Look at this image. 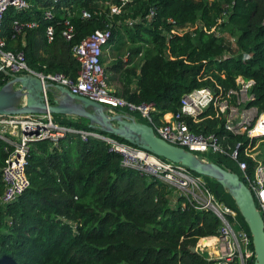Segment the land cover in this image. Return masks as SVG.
<instances>
[{"label": "trees", "instance_id": "obj_1", "mask_svg": "<svg viewBox=\"0 0 264 264\" xmlns=\"http://www.w3.org/2000/svg\"><path fill=\"white\" fill-rule=\"evenodd\" d=\"M115 3L130 11L111 14L110 7L103 10L101 0H34L30 8L10 7L3 20L7 47L24 49L28 64L35 70L62 71L75 80L80 63L72 52L73 43L105 27L112 29V42L122 28L132 45L127 61L118 58L110 66L125 75L122 89L113 93L134 103L154 101L155 123H160L166 112H177L182 96L190 89L217 83L229 88L236 85L240 74L255 78L252 103L264 110V0ZM47 7L53 9L52 18L44 14ZM83 9L91 16H83ZM224 10L228 14L219 23ZM17 18L36 19L39 25L25 27L22 35L13 37ZM67 18L75 28L72 39L62 33ZM49 24L55 29L51 41L46 33ZM187 24L194 26L182 32L174 30ZM217 31L235 36V45ZM136 56H141L140 61H134ZM9 78V73L0 70V86ZM207 113L199 122L189 120L191 126L215 132L225 147H234L246 138L228 130L221 116ZM60 122L127 141L91 126L84 116L62 114ZM6 144L0 138V197L5 188L2 167L8 155ZM216 154L213 161L243 177L233 158ZM240 158L248 160V172L253 176L255 161L243 150ZM26 172L29 186L13 201L0 204V264H241L237 255L211 258L199 249L192 250L201 237L220 234L218 214L197 207L183 194L172 203L175 185L123 165L122 154L105 138H83L80 132L68 131L57 140H31ZM206 176L212 191L238 210L239 226L249 232L254 249L251 229L235 198L217 178Z\"/></svg>", "mask_w": 264, "mask_h": 264}, {"label": "built area", "instance_id": "obj_2", "mask_svg": "<svg viewBox=\"0 0 264 264\" xmlns=\"http://www.w3.org/2000/svg\"><path fill=\"white\" fill-rule=\"evenodd\" d=\"M34 0H0V70H8L11 73H33L44 80L45 97L49 101L48 88L54 83H62L73 92L82 93L89 97L108 104L114 111L117 107H129V110H139L148 118V123L154 126L156 133L168 141L184 146L205 160V155L198 152L224 153L233 158L239 165L243 177L241 178L252 190L257 206L264 219V153L256 148V138L264 134V110L252 103L255 98L253 87L255 78L245 77L242 74L236 78V85L225 88L222 84L197 86L182 96L181 105L177 112H166L160 123H155L152 111L156 110L154 101L134 103L124 96L113 93L109 86L108 74L103 63L105 46L112 36L110 27L96 28L80 41L72 45V52L80 63L78 75L75 80L71 79L62 71H38L33 69L27 62L24 49L7 47V38L3 32V20L6 11L10 7L26 9L33 5ZM56 2L58 0H43ZM123 11V5L114 3L110 6L109 13L118 14ZM44 14L48 18L54 16L53 9L47 7ZM224 10L219 18V23L227 15ZM82 15L90 17L88 9L82 10ZM133 20L129 19V23ZM38 20L15 19L13 23V37L23 34L25 27H36ZM194 25L187 24L178 27V31L192 28ZM215 29V27H213ZM48 40L51 41L55 35L53 24H49L46 30ZM67 39H72L75 28L69 18L65 21L62 31ZM225 33V32H224ZM217 31L218 35L224 34ZM236 42V37L233 36ZM24 42V39H23ZM235 45V44H234ZM6 72V71H5ZM10 75V74H9ZM11 78V75H10ZM9 78V79H10ZM8 79V80H9ZM46 83L48 86H46ZM24 101L22 100L21 103ZM129 110H126L130 113ZM221 116L225 127L236 134L246 136L239 140L234 147H225L218 134L215 132L197 131L191 126L189 120L199 122L202 115ZM169 114V115H167ZM68 131H77L83 138L95 135L105 138L110 147L122 154V164L133 167L150 176L162 178L179 189L178 194L186 195L197 207L214 210L222 220L220 234L217 239H224L226 245L220 247L221 255L218 258H232L236 255L241 264H248L255 255L251 247V236L246 229L237 228L239 225L238 210L226 203L212 191L203 175L195 174L186 164L166 158L139 144L119 140L111 135L98 130L82 129L63 124L55 119L50 112L38 113H0V138L6 141L8 155L2 167V176L5 182L4 191L0 197V204L16 199L30 184L26 172L27 153L31 140L51 137L55 140ZM255 161L254 175L248 172V160L240 158V151ZM209 237V236H204ZM202 237V238H204ZM198 241L197 249L204 252L206 245ZM209 257L214 255L208 251Z\"/></svg>", "mask_w": 264, "mask_h": 264}, {"label": "water", "instance_id": "obj_3", "mask_svg": "<svg viewBox=\"0 0 264 264\" xmlns=\"http://www.w3.org/2000/svg\"><path fill=\"white\" fill-rule=\"evenodd\" d=\"M5 71L11 78L0 86V113L50 112L84 116L90 120L93 127L118 134L128 142L139 144L174 161H180L198 173L217 178L231 192L248 222L256 256L254 264H264V219L252 190L237 171L226 168L216 161L202 159L192 150L168 141L156 133L152 124L138 120L134 114L124 109L109 110L103 102L73 92L68 86L58 82L48 88L47 101L44 80L39 75L15 74L6 69ZM191 248L197 250L196 245Z\"/></svg>", "mask_w": 264, "mask_h": 264}, {"label": "rangeland", "instance_id": "obj_4", "mask_svg": "<svg viewBox=\"0 0 264 264\" xmlns=\"http://www.w3.org/2000/svg\"><path fill=\"white\" fill-rule=\"evenodd\" d=\"M126 1H128V0H122V2H124V4ZM101 3H102L103 10L109 11L108 10L109 7L115 3V0H101ZM137 4L138 3H134L132 5H137ZM123 10H125L127 12L130 11L129 8H125ZM126 20L128 21V19H126ZM121 30L122 31L118 34V36H116V38L112 42H109L106 45L107 46L106 53L103 55V63L107 69L109 86L113 92L116 90L122 89V85L125 83V75H124L123 71L122 72L114 71L110 68V66L115 61H117L118 58H122L124 61H127L129 59V47L132 45V42L126 36L124 29L121 28ZM223 35L226 37L228 43H230L231 46H233L235 44V40L233 39V35H231L228 31H225V33ZM140 59H141V56H139V57L136 56L134 58V61L138 62V61H140ZM106 107H109V105L106 104ZM120 109H123V108H120ZM124 109H125V107H124ZM129 111H130V113L134 114L138 120H145V122L147 121V119L141 114V112L139 110H129ZM56 118H57V120L60 121L62 119V114L58 113L56 115ZM263 141H264V134H263V138L259 137L256 141V148L261 150V152L264 151V146H262ZM198 154L205 155L207 158H209V160L216 159L218 156L216 154V152H206V153L198 152ZM203 176L207 177L206 174H203ZM178 192H179V189H175L173 191V193L171 195L172 203L175 202V198L177 197ZM220 199L222 202L225 201L222 198H220ZM236 227L238 228L239 225H236ZM199 241H202V237L200 238ZM216 241L217 242H215L214 245L211 244V245L215 246V248H220V247H223L227 244L224 239H216ZM213 250L214 249L211 246L210 251H213ZM208 251L209 250H207V249L205 251V253L207 255H209ZM213 254L216 255V251L215 252L213 251ZM254 263H255V261H254ZM254 263H253L252 259L248 261V264H254Z\"/></svg>", "mask_w": 264, "mask_h": 264}, {"label": "crops", "instance_id": "obj_5", "mask_svg": "<svg viewBox=\"0 0 264 264\" xmlns=\"http://www.w3.org/2000/svg\"><path fill=\"white\" fill-rule=\"evenodd\" d=\"M106 48H107V46H105L104 54L106 53ZM108 109L111 110L109 107H108ZM117 110H120V109H117V108H116L114 111H117ZM168 115H169V114H168ZM55 119H56V117H55ZM57 121H59V120H57ZM211 237L215 238V239H214L215 241H212V238H211ZM211 237L207 238L209 244L206 245V249L210 251V247L212 246V248L214 249L213 251H214V252L216 251V255L213 254V251H210V252L214 255V257H218V256L221 255V254H220V253H221V249H220V248H215V246H213L214 243L216 242L217 236H216V235H211ZM202 241H203V240H202ZM203 242H204V241H203ZM205 243H207V242H205ZM211 244H213V245H211ZM210 245H211V246H210Z\"/></svg>", "mask_w": 264, "mask_h": 264}, {"label": "bare ground", "instance_id": "obj_6", "mask_svg": "<svg viewBox=\"0 0 264 264\" xmlns=\"http://www.w3.org/2000/svg\"><path fill=\"white\" fill-rule=\"evenodd\" d=\"M168 115V114H167ZM209 237H211V236H209ZM209 237H204V238H202V240L204 241V242H207L208 243V240H207V238H209ZM212 238V241H215L214 239L215 238H213V237H211ZM217 242V241H216Z\"/></svg>", "mask_w": 264, "mask_h": 264}]
</instances>
